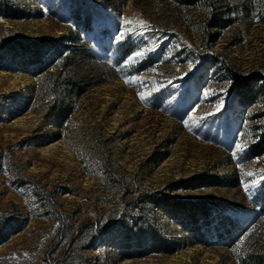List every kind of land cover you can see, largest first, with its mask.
Masks as SVG:
<instances>
[{
    "label": "rangeland",
    "instance_id": "1",
    "mask_svg": "<svg viewBox=\"0 0 264 264\" xmlns=\"http://www.w3.org/2000/svg\"><path fill=\"white\" fill-rule=\"evenodd\" d=\"M263 130L264 0H0V264H264Z\"/></svg>",
    "mask_w": 264,
    "mask_h": 264
},
{
    "label": "trees",
    "instance_id": "2",
    "mask_svg": "<svg viewBox=\"0 0 264 264\" xmlns=\"http://www.w3.org/2000/svg\"><path fill=\"white\" fill-rule=\"evenodd\" d=\"M4 15L8 17L11 16V15H7V13H4ZM33 42L38 43L37 41H33ZM55 42L56 40H48V43H55ZM72 49L76 50L77 48L73 47ZM69 58L70 57H67V56L64 57V59L66 60ZM38 68L40 69V67H37L35 74L39 73ZM231 74L233 75V78L236 80V86H239V84L241 85L243 83L245 87L248 86L249 84L248 82L255 76V73H254L250 79V78H242L234 71H231ZM49 81L51 82L52 94H54V99L56 97V100H57V101L54 100V102L55 103L57 102V103L52 105L51 113L53 114V117L57 120L61 116L66 117L73 110L72 104L68 101V98L66 99V95H69V93H70V97L81 95L85 91V88L84 86H82L80 81L74 79V77H70V78L68 77V78L61 79L59 75H55V76H52L51 79H49ZM60 90L61 92L59 93ZM62 92L67 93V94L62 95ZM252 147L253 149H256L255 154H260L264 151V130L260 134L258 142L255 143ZM179 205L181 208L182 204H179ZM200 241L204 242V239L200 238ZM160 242H161L160 245H162V247H158L156 245L157 247L155 246V248L158 250H162V251H168L167 250L168 247H166L167 244H165L164 241H160Z\"/></svg>",
    "mask_w": 264,
    "mask_h": 264
},
{
    "label": "snow or ice",
    "instance_id": "3",
    "mask_svg": "<svg viewBox=\"0 0 264 264\" xmlns=\"http://www.w3.org/2000/svg\"><path fill=\"white\" fill-rule=\"evenodd\" d=\"M126 23H128V22H126ZM141 99H143V97H141Z\"/></svg>",
    "mask_w": 264,
    "mask_h": 264
}]
</instances>
